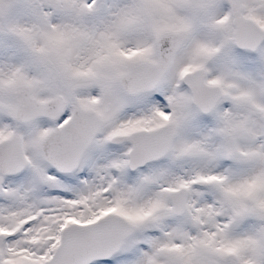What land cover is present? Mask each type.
<instances>
[{
    "label": "snow or ice",
    "instance_id": "obj_1",
    "mask_svg": "<svg viewBox=\"0 0 264 264\" xmlns=\"http://www.w3.org/2000/svg\"><path fill=\"white\" fill-rule=\"evenodd\" d=\"M0 264H264V0H0Z\"/></svg>",
    "mask_w": 264,
    "mask_h": 264
}]
</instances>
